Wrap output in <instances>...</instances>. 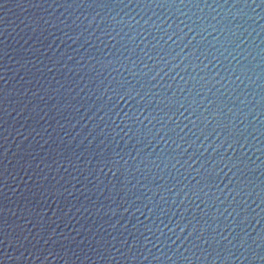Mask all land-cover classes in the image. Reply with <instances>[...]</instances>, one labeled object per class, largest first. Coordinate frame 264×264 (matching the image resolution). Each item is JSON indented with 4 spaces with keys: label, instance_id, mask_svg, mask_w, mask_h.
I'll return each instance as SVG.
<instances>
[{
    "label": "water",
    "instance_id": "1",
    "mask_svg": "<svg viewBox=\"0 0 264 264\" xmlns=\"http://www.w3.org/2000/svg\"><path fill=\"white\" fill-rule=\"evenodd\" d=\"M0 264H264V0H0Z\"/></svg>",
    "mask_w": 264,
    "mask_h": 264
}]
</instances>
